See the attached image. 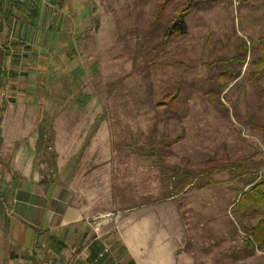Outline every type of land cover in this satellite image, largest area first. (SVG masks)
I'll return each mask as SVG.
<instances>
[{
  "label": "rangeland",
  "instance_id": "obj_1",
  "mask_svg": "<svg viewBox=\"0 0 264 264\" xmlns=\"http://www.w3.org/2000/svg\"><path fill=\"white\" fill-rule=\"evenodd\" d=\"M67 1L54 11L67 26L78 15L72 40L95 67L51 78L87 79L83 98L57 84L67 97L45 102L99 110L103 264H264L233 213L264 171V0H171L160 14L164 0ZM188 3L186 33L167 38Z\"/></svg>",
  "mask_w": 264,
  "mask_h": 264
},
{
  "label": "crops",
  "instance_id": "obj_2",
  "mask_svg": "<svg viewBox=\"0 0 264 264\" xmlns=\"http://www.w3.org/2000/svg\"><path fill=\"white\" fill-rule=\"evenodd\" d=\"M65 1L0 0V264H86L100 251L98 221L110 213L100 202V163L109 160L96 151L99 110L45 102L66 96L57 84L83 98L87 79L51 78L95 67L72 40L78 15L68 28L67 15L54 11ZM117 237L131 259L119 229Z\"/></svg>",
  "mask_w": 264,
  "mask_h": 264
},
{
  "label": "trees",
  "instance_id": "obj_3",
  "mask_svg": "<svg viewBox=\"0 0 264 264\" xmlns=\"http://www.w3.org/2000/svg\"><path fill=\"white\" fill-rule=\"evenodd\" d=\"M170 1L171 0H164L159 5L157 14H160L162 9H164ZM190 9L191 6L189 3L184 7L176 9V20L169 25L165 32V36L167 38H172L174 35H184L186 33V25L183 19ZM259 43V55L252 60L254 74L264 69V39L260 40ZM174 96L175 95L172 94L169 97V100H171ZM236 168L238 169L239 166L232 165V171ZM242 175H245L244 171L235 175V177ZM183 180L185 179L179 181L176 187L180 188L184 183ZM248 186L249 187L247 189H241L238 192L233 203V213L238 216L244 235L253 242L258 250H262L264 249V171L260 174V176L252 179L248 183ZM106 256L107 253L104 255L99 264L105 263L104 260L106 259Z\"/></svg>",
  "mask_w": 264,
  "mask_h": 264
},
{
  "label": "built area",
  "instance_id": "obj_4",
  "mask_svg": "<svg viewBox=\"0 0 264 264\" xmlns=\"http://www.w3.org/2000/svg\"><path fill=\"white\" fill-rule=\"evenodd\" d=\"M108 252V248H103L101 251L97 252L95 256L86 264H99L104 255ZM48 264H60L59 262H55L53 260H48ZM71 264V263H69Z\"/></svg>",
  "mask_w": 264,
  "mask_h": 264
}]
</instances>
